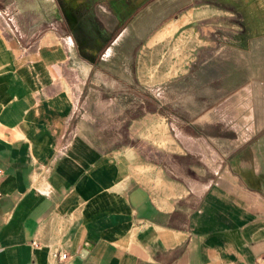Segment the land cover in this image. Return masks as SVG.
I'll return each instance as SVG.
<instances>
[{
  "label": "crops",
  "instance_id": "0c3cea01",
  "mask_svg": "<svg viewBox=\"0 0 264 264\" xmlns=\"http://www.w3.org/2000/svg\"><path fill=\"white\" fill-rule=\"evenodd\" d=\"M39 1L0 0V264H264V0Z\"/></svg>",
  "mask_w": 264,
  "mask_h": 264
},
{
  "label": "rangeland",
  "instance_id": "374dc122",
  "mask_svg": "<svg viewBox=\"0 0 264 264\" xmlns=\"http://www.w3.org/2000/svg\"><path fill=\"white\" fill-rule=\"evenodd\" d=\"M28 4L29 5L35 4V0H28ZM39 4L44 6L45 14L47 13V15H50L51 13H53L51 8H50L51 3H49L48 0H43V1L40 0ZM261 11H262V13H264V7H262ZM258 29L264 30V24H262V26L259 27ZM181 38H182V36H180L179 39L172 42L171 49L167 48L164 52H162L161 54L156 56V63H163L165 58L167 59V56L169 55V54H165L168 51L172 53L171 56H168V58L171 57L173 62L180 61V59H182V57H181L182 39Z\"/></svg>",
  "mask_w": 264,
  "mask_h": 264
},
{
  "label": "built area",
  "instance_id": "2783aa9c",
  "mask_svg": "<svg viewBox=\"0 0 264 264\" xmlns=\"http://www.w3.org/2000/svg\"><path fill=\"white\" fill-rule=\"evenodd\" d=\"M52 256L58 260H63L67 257L65 252H58V251L52 252Z\"/></svg>",
  "mask_w": 264,
  "mask_h": 264
},
{
  "label": "bare ground",
  "instance_id": "6f19581e",
  "mask_svg": "<svg viewBox=\"0 0 264 264\" xmlns=\"http://www.w3.org/2000/svg\"><path fill=\"white\" fill-rule=\"evenodd\" d=\"M14 77V76H13Z\"/></svg>",
  "mask_w": 264,
  "mask_h": 264
}]
</instances>
